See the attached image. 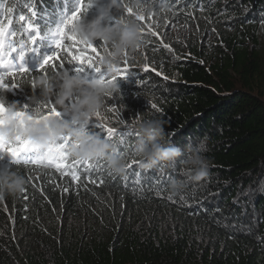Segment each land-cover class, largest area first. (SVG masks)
<instances>
[{"label":"trees","instance_id":"trees-1","mask_svg":"<svg viewBox=\"0 0 264 264\" xmlns=\"http://www.w3.org/2000/svg\"><path fill=\"white\" fill-rule=\"evenodd\" d=\"M133 2L122 0L130 7ZM87 4L0 0V24L7 25L15 47L21 42L26 47L36 37L34 49L44 58L66 18L77 12L81 18L98 15L97 7L82 8ZM152 7L160 13L152 16L187 25L188 38L168 51L143 33L154 63L121 69L116 77L120 92L105 101L108 122L117 133L131 125L123 138L128 147L118 145L129 162L139 161L134 154L138 122L152 115L168 121L167 137L182 149L207 136L208 179L170 194V181L183 179L187 151L173 166L162 163L148 170L139 163L125 175L115 174L103 159L105 167L89 175L77 165L79 179L71 180L54 168L42 172L43 166L18 164L0 150V167L28 180L22 196L0 201V264H264V0H167L163 9ZM123 16H129L125 8L106 23L114 25ZM41 66L18 72L15 94L0 91V103L15 104L17 112L27 114L43 106L40 89L19 83L29 73L34 79L54 70ZM101 77L111 79L107 73L86 79ZM112 117L123 123L113 124ZM84 128L108 139L100 122ZM38 154L32 149L20 159ZM101 178L103 184L90 182Z\"/></svg>","mask_w":264,"mask_h":264},{"label":"clouds","instance_id":"clouds-1","mask_svg":"<svg viewBox=\"0 0 264 264\" xmlns=\"http://www.w3.org/2000/svg\"><path fill=\"white\" fill-rule=\"evenodd\" d=\"M86 7H97L98 15L91 19L83 16L76 20L69 26V33L84 44H95L97 40L104 42V55L99 63L111 79L89 80L67 70L48 69L34 79L29 73L28 78L19 83L30 84L34 89H40L44 100L54 98L55 105L65 111L69 109L68 102L78 96L77 102L72 106L73 120L69 122L51 117L37 121L35 117L41 114L37 111L29 113L23 121H18L15 118L18 106L13 104L5 107L7 112L3 116V123L0 124V136L6 143L30 139L32 147L40 154L49 153V158L55 156V153L51 152L53 146L59 143L61 138L69 136L72 142L65 149L68 158L79 161L103 159L115 174L125 175L129 160L119 151L117 144L90 134L85 130L84 125L92 117L107 115L106 98L120 92L116 82L118 70L126 58V52L143 47V28L136 16H123L114 25L106 23L113 17L114 11L119 12L124 8L122 0H107V2L88 0ZM131 7L136 9V15L159 16L160 14L151 5L145 6L142 0H134ZM163 7H167V3H164ZM21 44L25 47L23 42ZM33 99L36 100L38 97L34 96ZM167 123L168 121L155 115L141 119L138 122V139L134 154L143 168L151 170L162 163L173 166L175 161L187 151V157L181 161L183 179L173 178L169 183L170 194L177 196L184 191L188 183L205 182L210 175L212 161L206 155L207 136L201 138L195 145L190 142L182 149L167 137L165 132ZM47 169L48 167L44 166L41 171ZM27 184L26 177L18 171L0 167V201L8 197L22 196Z\"/></svg>","mask_w":264,"mask_h":264},{"label":"snow or ice","instance_id":"snow-or-ice-1","mask_svg":"<svg viewBox=\"0 0 264 264\" xmlns=\"http://www.w3.org/2000/svg\"><path fill=\"white\" fill-rule=\"evenodd\" d=\"M167 3V0H151V2H144L145 5H155L160 7L161 9H163V4ZM86 7V5H82V8ZM124 8L126 10V13L129 16H136V19L138 21H143L146 19V17L144 15H136V11L133 10L132 7H130L128 4L124 5ZM8 13L12 12V9H8L7 10ZM32 16H35L36 13L35 11H33L31 13ZM79 16V12L75 13L72 15V17L70 19H68L66 21V23L57 29V34H58V39L55 41V45H56V49L57 51L54 52L52 55L48 56L45 60H44V64L41 66L42 68L44 66L50 65L52 68H56L57 67V61H59L60 66H62L64 64L65 59H67V61L69 63L72 62H77L81 65H85V60H87V66L88 67H93L95 69L96 72H100L101 71V65L99 63V61L102 59V57L100 56V53L98 51V49H103L105 47V45L103 44L100 48H97L94 44H84L81 41H79L76 37L69 35V26L72 25L78 18ZM8 17H6L7 19ZM20 21H25V16L21 15L19 17ZM8 23H11V20L8 19ZM157 28L159 27V24L156 25ZM27 27L29 29H31L33 27L31 21L27 22ZM7 28L6 24H0V38L3 37L4 32ZM172 25L169 24L167 25V29H171ZM185 28H187V25H185ZM167 34V33H166ZM147 35L151 36V37H157L158 33L156 31H149L147 33ZM65 39L71 41V45L68 46L65 44ZM161 45V47L167 49L168 51H173L171 49V46L168 44L163 43V40L160 39L158 41ZM36 43V37H32L31 39V44H35ZM77 45H82L81 49H80V55H74L73 51L76 49ZM3 48V41L2 39H0V49ZM19 48L21 49L20 51H16V49L13 47V45L11 43H9L8 45V51L5 53L6 56H10L13 52H15V54L17 55L18 59L15 60V65L13 64V61L11 60H3L0 59V64H6L7 68L9 69L8 72L0 74V87L6 86L4 83V76L5 75H10L11 74V69L13 68V66H15V68L22 72V73H27L28 69L26 67L23 66V64L21 63L24 60V56L25 53L22 50L24 47L22 44H20ZM84 49H89L91 50V52L96 54V57L98 58L96 63H92L93 58L92 57H84L83 56V51ZM29 50L34 51V48H30ZM157 49L154 47L153 51H156ZM61 53H63V58L61 57ZM127 55V53H125V56ZM126 62V61H125ZM17 64H19V66L17 67ZM82 69H77V71H81ZM119 75L121 73V69L118 70ZM103 78V77H101ZM49 111L44 114L41 113L40 115H38L37 117H35V119L37 121L39 120H46L49 119L51 117H60V112L57 111L56 107L54 105H48ZM151 108L155 109L156 111H161V109H159V107L157 106V104L152 103L151 104ZM7 109L3 106L0 105V124L3 123V116L6 114ZM28 114L26 112H16L15 113V118L18 121H23V119L25 117H27ZM28 118H33V117H28ZM99 121V116L96 117ZM120 123H123V121H120ZM101 126L105 129V131L107 132V137L110 141L114 142L118 145H125V149L128 147L127 143L124 141V137L127 136L129 134V129L131 128V125L125 126L124 128H122L120 130L119 133H117V129L114 127H107L106 125H104L103 123H101ZM170 135L172 133H169ZM120 137V140H116L115 137L116 136ZM71 140V137L69 136H65L63 138H61L62 142L57 143L56 145L53 146V148L51 149V152L55 153V156L53 158H49V153H44V154H38L37 158L29 160V159H23L21 160L20 158L22 157V154H24L25 152H28L32 149H34L32 147V141L30 139H20L18 140V142L16 143H6L4 141V138L2 136H0V150H3L5 152H8L11 154V156L15 159V162L20 164L23 163L24 165H35V166H47L48 168H54L56 169L59 174L61 176L63 175H68L70 177L71 180H78L79 176H78V169H76L77 165H83L85 168V174L89 175L91 172H96L99 171L102 167H105V164L102 162V159H97L95 161H79V160H75V159H71L70 161H68V157L65 154V149L68 147L69 145V141ZM123 154V152H122ZM66 161H68L66 163ZM140 162L138 160H136L135 158H132L131 161L128 164V169L131 170L133 168V165H138ZM109 175H111V173H109ZM91 183H93L94 185H99V184H103V178L99 179V180H91ZM137 187H139V184H137ZM66 190V189H65ZM169 200H171V196L167 197Z\"/></svg>","mask_w":264,"mask_h":264},{"label":"rangeland","instance_id":"rangeland-1","mask_svg":"<svg viewBox=\"0 0 264 264\" xmlns=\"http://www.w3.org/2000/svg\"><path fill=\"white\" fill-rule=\"evenodd\" d=\"M146 19L143 21H138L143 28V33L147 35V33L149 31H156L158 33L157 37H152V42L155 41L158 45H160V43L158 42L160 39L163 40V43L170 45L171 47H175V45L179 44L182 45V43L184 41L187 40V36L188 32H190L189 28H185V27H181V26H174L172 25L171 22H167L165 20L156 18L155 16H145ZM71 17H68L65 19L63 25L66 23V21L68 19H70ZM81 17H78L77 20H79ZM157 24H159V27L157 28ZM171 24L172 28L169 30L167 29V25ZM262 36H261V44L262 46H264V31H261ZM167 33V34H166ZM69 35H71L69 33ZM149 37V36H148ZM145 38V37H144ZM65 44L70 46L71 45V41L65 39ZM104 44V42L102 40H97L95 42V46L97 48H100L102 45ZM161 46V45H160ZM82 45H77L76 49L73 51L74 55H80V49H81ZM4 48V46H3ZM2 48V49H3ZM2 49H0V51H2ZM148 50H151V48L147 47L146 45H143L142 48L140 49H136L135 51H131V52H126L127 55L125 56L126 58L122 61L121 65H120V69H128L130 68L133 64L134 65H148V63H154L151 61V58L149 57V52ZM57 49L54 50V52H56ZM100 56L102 57L104 55L103 49H98ZM53 52V53H54ZM52 53V54H53ZM51 54V55H52ZM83 56L86 57H92V63H96L97 61V57L96 54L91 52V50L89 49H84L83 51ZM9 56H6V58H8ZM61 57L63 58V53H61ZM126 61V62H125ZM57 63V67L54 68V70H67L70 71L72 74H79L81 75L83 78L86 77H93L96 75H102L104 73H106V70L103 69V67H101V71L100 72H96L95 69L93 67H88L87 66V60H85V65H81L77 62H72L69 63L67 61V59H65L64 64L62 66H60L59 61L56 62ZM161 70H163V65L159 66L158 64H156ZM77 69H82L81 71H77ZM9 69L8 68H1L0 67V74L6 73L8 72ZM11 74L10 75H5L4 76V83L6 86L0 87V91H4L7 93H14L15 94V86H14V77L18 74V71L16 69H11ZM52 102L50 101V99L45 101V104L42 106L40 103L38 104L39 107L37 109L34 110V112L39 111L40 113H44L46 114L49 111L48 105H54L57 109V111L60 112L61 115H68L73 117L74 116V110H73V105L77 102L78 97H74L72 100H70L68 102L69 104V109L67 111H65L64 109L58 107L55 105L54 102V98H51ZM0 105H2L0 103ZM109 112L107 111V115H101L99 117L100 121L96 118V117H92L89 119V122H101L106 124L108 127H113L111 123H109ZM115 117H112V122L113 124L120 122L117 119H114ZM130 116L128 117V119H126L125 117H123V120L128 121L130 120Z\"/></svg>","mask_w":264,"mask_h":264}]
</instances>
